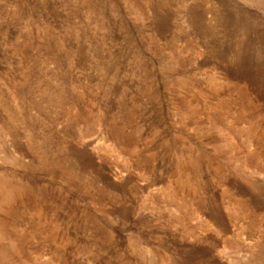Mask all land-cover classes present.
Listing matches in <instances>:
<instances>
[{
    "label": "rangeland",
    "instance_id": "374dc122",
    "mask_svg": "<svg viewBox=\"0 0 264 264\" xmlns=\"http://www.w3.org/2000/svg\"><path fill=\"white\" fill-rule=\"evenodd\" d=\"M0 264H264V0H0Z\"/></svg>",
    "mask_w": 264,
    "mask_h": 264
}]
</instances>
